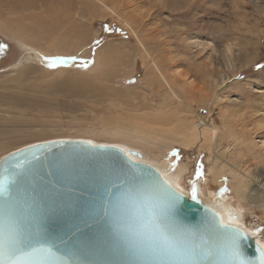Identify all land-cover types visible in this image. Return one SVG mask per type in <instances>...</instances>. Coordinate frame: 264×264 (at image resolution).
<instances>
[{"label":"rangeland","instance_id":"374dc122","mask_svg":"<svg viewBox=\"0 0 264 264\" xmlns=\"http://www.w3.org/2000/svg\"><path fill=\"white\" fill-rule=\"evenodd\" d=\"M15 35L69 63L48 68ZM0 45V157L60 139L112 145L77 129L127 122L163 106L223 129L221 112L230 109L243 153L237 162L257 181L247 188L250 198L237 195L228 174L200 181L208 177L207 151L176 146L171 157L186 168L180 185L187 193H199L201 184L205 196L212 190L226 197L264 244V0H0ZM205 73L215 77L214 91Z\"/></svg>","mask_w":264,"mask_h":264},{"label":"snow or ice","instance_id":"6c2138e0","mask_svg":"<svg viewBox=\"0 0 264 264\" xmlns=\"http://www.w3.org/2000/svg\"><path fill=\"white\" fill-rule=\"evenodd\" d=\"M3 48L0 45V51ZM46 63L48 68H56L69 61L53 58ZM72 63H76L74 58ZM83 63L87 67V61ZM36 159L35 150L20 149L0 161L6 176L0 181V264H92L80 259L79 251L61 249L51 239L41 205L20 200L19 188L29 182L33 175L30 166ZM201 174L198 169L197 177ZM113 175L96 219L108 226L121 250L138 264H264V244L259 246L257 259L247 257L242 249L247 233L224 224L218 213L201 227L184 224L178 218L183 189L162 179L164 173L158 169L153 173L134 164L127 171L116 169ZM191 196L193 200L197 197L195 187Z\"/></svg>","mask_w":264,"mask_h":264},{"label":"water","instance_id":"95a60500","mask_svg":"<svg viewBox=\"0 0 264 264\" xmlns=\"http://www.w3.org/2000/svg\"><path fill=\"white\" fill-rule=\"evenodd\" d=\"M20 149L35 150L38 159L30 166L33 175L29 182L19 188V198L29 205L35 202L46 211V231L61 249L79 251V258L92 264H138L135 257L121 250L118 238L110 235L108 226L98 222L96 216L102 201H106L105 189L115 178L116 169L127 171L135 164L156 173L157 169L161 172L159 168L135 159L145 157L138 151L83 140H52ZM20 149L3 155L0 161L10 159V154ZM5 178L0 168V181ZM216 213L222 216L213 206L184 193L178 218L191 227H201ZM238 227L247 233L242 241L245 255L257 259L261 243L251 232Z\"/></svg>","mask_w":264,"mask_h":264},{"label":"bare ground","instance_id":"6f19581e","mask_svg":"<svg viewBox=\"0 0 264 264\" xmlns=\"http://www.w3.org/2000/svg\"><path fill=\"white\" fill-rule=\"evenodd\" d=\"M57 27H60V25ZM14 39L24 52L33 54L42 63H45L46 59H53L55 55L57 56V53L50 54L37 49L29 41L24 40L22 37H18V35H15ZM21 65L22 64L20 62L18 65L13 66L12 70H19ZM97 67L98 61H96L94 69ZM205 77L208 86L207 88L214 91L217 86L215 77L211 74L207 75L206 73ZM235 114L236 113L230 109L223 110L220 118L223 124V129H219L210 118L205 121L193 120L184 112H181L176 108L172 109V107L163 106L159 107L158 111L152 115L145 113L143 115L136 114L135 116H132L134 115V113H132V115H130L132 116V119L127 122L106 123L104 121V123H102L97 129H77V131L93 138L105 139L107 142L112 143L110 146L121 147L127 151L133 150V148H139L138 152L142 153L145 157L142 159L136 157L135 159L147 162L159 168L168 180H171L174 184L179 185L181 189L183 188L180 184L182 182L183 175L186 173V168L172 159L171 155L173 149L176 146H179L187 152L196 150L198 154H202L205 150L209 153V157L207 159V163L209 165L207 174L208 177L202 178L200 181L203 183H210L212 178V181L217 183L224 175L228 174V176L232 178L230 184L232 188L238 192L237 195H246L250 198L252 194L247 188L250 184H254L257 181L249 168H246L237 162V159H239L243 153L241 152L242 150L236 149L239 137L230 126V122L235 118ZM203 123H206V126H202ZM56 130V128L41 130V134H39L49 135L50 132H54ZM61 132H63V130ZM239 144L242 143L239 142ZM154 152L158 153V156L156 155L157 157ZM251 152L252 151L250 150V153ZM154 160H158L159 165H156ZM198 190L199 193L197 191V194L200 196L196 197V199L216 208L221 213L224 222L246 229L241 224V213L234 209L231 203H228V199L226 197L216 196L213 192H211L212 190L209 191L207 194L208 196H205L202 192L201 184H198ZM183 192L187 196H191V194L187 193L184 189ZM261 194L264 195L263 193ZM261 194H259L260 197H262ZM261 206L264 209V196L261 198Z\"/></svg>","mask_w":264,"mask_h":264},{"label":"trees","instance_id":"16d2710c","mask_svg":"<svg viewBox=\"0 0 264 264\" xmlns=\"http://www.w3.org/2000/svg\"><path fill=\"white\" fill-rule=\"evenodd\" d=\"M259 67H261V66H259Z\"/></svg>","mask_w":264,"mask_h":264}]
</instances>
